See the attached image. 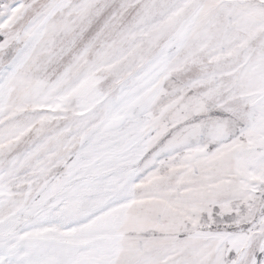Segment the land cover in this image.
I'll list each match as a JSON object with an SVG mask.
<instances>
[{
  "label": "snow or ice",
  "instance_id": "1",
  "mask_svg": "<svg viewBox=\"0 0 264 264\" xmlns=\"http://www.w3.org/2000/svg\"><path fill=\"white\" fill-rule=\"evenodd\" d=\"M0 264H264V0H0Z\"/></svg>",
  "mask_w": 264,
  "mask_h": 264
}]
</instances>
